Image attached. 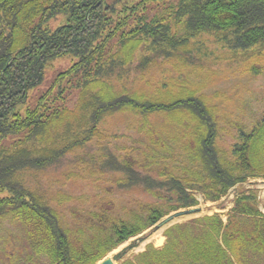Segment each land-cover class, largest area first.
<instances>
[{"label":"trees","instance_id":"1","mask_svg":"<svg viewBox=\"0 0 264 264\" xmlns=\"http://www.w3.org/2000/svg\"><path fill=\"white\" fill-rule=\"evenodd\" d=\"M205 33L221 35L235 55L264 47V0H0V224L10 220L22 232L9 236L19 247L7 243L0 264H97L171 213L197 207L198 195L217 203L237 186L264 180V116L228 151L218 144L219 108L207 96L174 98L167 82L140 91L142 84L155 86L146 75L160 58L190 65L191 42ZM68 56L73 65L33 99L50 63ZM179 112L195 128L183 146L156 125ZM118 115L138 122L149 149L179 148L182 153L170 155L172 168L155 170L110 151L96 158L105 139L101 125ZM70 168L100 176L111 171L121 178L106 192L146 193L155 202L123 218L115 202L98 196L86 220L80 222L76 209L71 224L60 208L67 194L40 181ZM164 236L163 248L149 245L122 264H264V214L254 191L242 190L226 222L220 214L203 216Z\"/></svg>","mask_w":264,"mask_h":264},{"label":"rangeland","instance_id":"2","mask_svg":"<svg viewBox=\"0 0 264 264\" xmlns=\"http://www.w3.org/2000/svg\"><path fill=\"white\" fill-rule=\"evenodd\" d=\"M56 25L53 22V28ZM191 43L190 49L195 50L190 56H187L190 65H184L179 59L170 62L165 57L160 58L149 76L146 75V80H150V83L155 86L152 88L145 83L142 84L140 91H157L154 89L155 87L159 88L161 83L167 82L170 84V90L167 93H170L174 98H191L193 95L197 97L199 95L207 96L209 103L217 106L220 111V114L217 115L221 128L218 144L230 151L240 141L241 131L250 132L253 126L264 116V47L257 46L249 52H240L235 55L233 51L225 47L221 35L208 33L198 36ZM74 62L75 59L70 56L53 60L47 67L44 83L33 90L32 98L34 96L33 99H36L42 95L52 85L57 75L72 66ZM139 76L142 77V75ZM74 103L75 97L67 104L72 105ZM180 114L183 115L159 118L156 125H159L158 128L162 125L169 128L170 131L165 133L163 137H167L169 140L178 139L177 145L183 146L189 139L185 136L190 137L192 132L191 138H193L195 128L191 123L190 115L184 114V112ZM127 116L118 115L101 125L105 139L101 141L102 147L93 152V155L96 158H103L110 151L115 152L120 157H127V159L133 157V161H141V164L153 163L155 170L157 168L162 169L164 166L171 169L173 163L170 161L172 158L170 155L182 153L180 149L174 147V153L170 154H166L161 146L157 147V151L149 149L151 144H148V140L136 129L138 122H131L132 117ZM158 131L162 132V130ZM166 148L170 149L171 147L166 146ZM177 162L176 166L182 167V161ZM82 169L86 171V165H82ZM72 172L80 173V177L77 180H69L68 175ZM40 178L43 187L48 190L67 194L65 197L67 201H64L60 208L71 224L76 220L72 214L76 209L77 214L81 215L80 222L86 220L88 211L94 210L98 206L96 202L98 196L107 201L115 202L117 211L123 218H131L132 212L138 211L140 206L155 202V199L146 193L120 192L117 190L118 192L115 191L111 195L106 192L104 188L107 187L116 189L113 183L121 178L111 171H105L100 176L70 168L66 171L44 174ZM242 190L256 192L259 208L264 214V180L260 179L251 180L242 186L233 188L226 197L217 203L204 202L203 197L198 195L200 204L197 207L199 211L178 217L173 222L176 224L186 223L196 218L214 214H220L226 221L228 212L234 207L235 200ZM54 204L57 205V202ZM168 225L170 224L159 229H150L145 232L146 234L131 238L108 256L115 259L118 254L144 235H147V238L141 241L137 247L130 249L122 260L115 261V264H122L124 260L144 252L149 245H153L155 248L162 247L165 243L164 232ZM10 235L22 237V232L18 224L8 220L0 224V250L5 248L7 243H10L8 242ZM15 244L18 248V241L13 244L10 243L12 247ZM12 251L17 252L16 248H10V253ZM20 261L21 258L18 257L16 262L20 263Z\"/></svg>","mask_w":264,"mask_h":264},{"label":"water","instance_id":"3","mask_svg":"<svg viewBox=\"0 0 264 264\" xmlns=\"http://www.w3.org/2000/svg\"><path fill=\"white\" fill-rule=\"evenodd\" d=\"M195 210H189V211H183V212H178L172 216H170L169 218H167L166 220H164L160 225L159 227H162V226H165L167 224H171L176 218L178 217H181V216H184L186 214H190V213H193ZM100 264H115L113 258H106L104 259Z\"/></svg>","mask_w":264,"mask_h":264},{"label":"crops","instance_id":"4","mask_svg":"<svg viewBox=\"0 0 264 264\" xmlns=\"http://www.w3.org/2000/svg\"><path fill=\"white\" fill-rule=\"evenodd\" d=\"M164 246V245H163Z\"/></svg>","mask_w":264,"mask_h":264}]
</instances>
